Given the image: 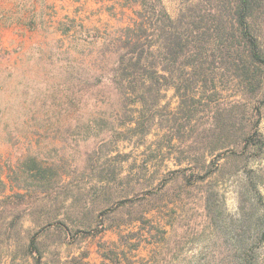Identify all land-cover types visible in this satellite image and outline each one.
I'll return each mask as SVG.
<instances>
[{
    "label": "rangeland",
    "instance_id": "1",
    "mask_svg": "<svg viewBox=\"0 0 264 264\" xmlns=\"http://www.w3.org/2000/svg\"><path fill=\"white\" fill-rule=\"evenodd\" d=\"M161 1L172 18L190 2ZM138 8L0 0V264H221L224 223L254 199L264 214V95L245 98L222 68L192 112L169 87L148 131L118 126L109 54ZM139 106L126 108L135 121ZM240 112V143L210 145Z\"/></svg>",
    "mask_w": 264,
    "mask_h": 264
},
{
    "label": "trees",
    "instance_id": "2",
    "mask_svg": "<svg viewBox=\"0 0 264 264\" xmlns=\"http://www.w3.org/2000/svg\"><path fill=\"white\" fill-rule=\"evenodd\" d=\"M127 1L139 8L134 22L112 41L114 49L109 57L113 60L107 75L111 98L121 113L118 126L129 119L135 123L131 129L135 133L148 131L156 118L153 108L169 87L175 88L181 103L190 105L184 113L192 112L190 107L200 101L194 97V90L213 84L209 71L216 68L237 81V89L245 98L264 95V0H186L190 2L176 18L169 15L161 0ZM138 104L139 120L135 121L126 108ZM244 119L240 112L238 122L233 119L216 124L220 129L217 134H213L212 126L207 132L212 136L210 145L228 138L230 144L240 143L246 129ZM110 131L117 132V128L111 126ZM250 142L248 137L245 144ZM179 151L193 153L191 149ZM257 200L241 210L236 222L224 223L222 237L225 243L232 239V260H221V264H264V257L259 260L256 252L257 243L264 240V214H258ZM217 216L223 219L220 210ZM36 264H40L38 260Z\"/></svg>",
    "mask_w": 264,
    "mask_h": 264
}]
</instances>
